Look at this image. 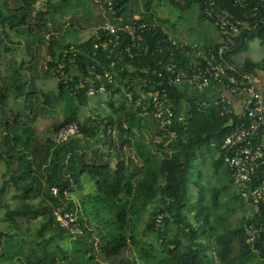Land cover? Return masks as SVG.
<instances>
[{
    "label": "trees",
    "instance_id": "trees-1",
    "mask_svg": "<svg viewBox=\"0 0 264 264\" xmlns=\"http://www.w3.org/2000/svg\"><path fill=\"white\" fill-rule=\"evenodd\" d=\"M35 1L0 0V24L3 28L0 44L6 39L13 42L11 32L23 30L25 33L20 37H23L30 55V65L21 63V67L31 74L42 69L53 77L52 71L44 67V50L53 55L56 51L74 48L78 50L75 60L81 69L91 63L92 53L97 50L92 29L104 21L102 15L95 18L84 0H46V11L34 13ZM94 1L97 2L89 0L92 4ZM108 1L115 9L114 16L108 17L111 22L133 19V16L123 15L127 0H104L100 3ZM207 1H213L215 9L228 13L233 20L248 21V9L234 5L232 0ZM191 3L198 5L199 18L204 20L201 13L203 1L185 0L182 7L188 8ZM79 17L83 22L76 21ZM139 17L164 25L161 18L152 17V14ZM66 20L69 24H64ZM84 23L90 26L86 27ZM50 32L49 44L46 45V34ZM163 37L166 38L155 30L150 31L145 38L150 44L149 49L157 47L158 40ZM255 37L264 46V27L257 33L242 32L236 38L229 57L234 61L233 56L247 50L249 41ZM20 42L23 41L15 40L17 45L14 47L20 46ZM199 44L207 48L218 42ZM4 47L5 51L10 49L8 45ZM190 57L192 53L187 50H177L172 55L156 54V58L171 60L178 65H185ZM8 66L4 67L7 75L0 77V111L4 112L11 90L25 99L24 105L32 114L29 122L19 121V108L11 122L4 117L5 114H0L5 126L2 142L6 150L0 201L1 196L8 192L12 201V205L2 201L0 206L4 204L5 219L10 228L20 229L26 224V238L30 245L19 248L21 255L27 258L25 264H247L248 259L254 256L263 264L264 247L260 254H256L245 239L243 227L247 214L233 223L231 215L238 206L232 204L226 206L225 211L220 210L219 194L227 191L229 184L233 187L230 172L223 165L220 153L214 167L217 172L221 165L225 167L226 180L211 191V203L207 205L204 202V194L199 195L198 201H193L189 189V183L194 179L192 161L198 149L212 142L219 148L233 129L231 123L240 119L233 118L231 111L224 112L221 104L198 111L195 100L183 108L179 90L174 87L168 90L174 106L173 121L160 128L151 114H142L126 105L123 99L114 98L113 94H122V90L114 83H107L105 99L110 107L107 112H94L79 120V106H85L89 99L83 90L71 94L62 84H56V95L51 98L35 88L30 74L20 83L17 69L9 74L12 69ZM241 67L253 74L256 70L264 72V57L258 62L246 58ZM125 74L127 71L121 77ZM64 92L74 98L75 105L66 109L64 119L52 124L53 136L39 140L31 124L44 111L45 104L61 100ZM39 93L46 98L43 100L45 103L37 101ZM65 104L64 101L66 108ZM181 116L183 119L179 120ZM72 121L78 124L83 136L57 142L55 134L59 127ZM155 134L162 136V142H154ZM82 174H88L94 180V189L85 195L79 192ZM262 174L264 167L261 166L255 169L252 179L256 180ZM53 186L58 189L56 195L51 194ZM233 191L232 195L226 192L229 200L239 199L241 206L245 205L234 187ZM77 197H80L79 206L75 202ZM92 200L99 205L92 208ZM63 203V210L75 213L83 234H72L56 224L53 209ZM146 212L149 213L148 218L143 219ZM91 214L93 221L101 224L100 228L93 225L92 229L86 224L91 225L87 217ZM158 215L162 219L160 227L156 228ZM141 222L143 225L139 226ZM95 231L102 241L98 250L94 247ZM11 235L0 231V246L2 238L8 243ZM126 251L129 255H125ZM1 255L0 249V258Z\"/></svg>",
    "mask_w": 264,
    "mask_h": 264
},
{
    "label": "built area",
    "instance_id": "built-area-1",
    "mask_svg": "<svg viewBox=\"0 0 264 264\" xmlns=\"http://www.w3.org/2000/svg\"><path fill=\"white\" fill-rule=\"evenodd\" d=\"M202 1L203 19L211 22L220 36L216 45L204 48L196 42H179L158 21H145L136 15L128 22H121L120 18L119 22H111L108 17L114 16L113 4L111 1L103 4L97 0L104 21L92 29L94 48L97 50L92 53L91 63L81 69L75 60L78 50L74 48L56 51L53 55L44 50V67L52 71L55 83L62 84L71 94L83 90L88 98L97 95L105 97L108 95L107 83L118 85L122 94L114 93L113 97L123 99L126 105L142 114H151L160 128L167 127L173 121L174 106L168 90L181 83L196 90L220 85L232 94H243V114L238 121L231 123L233 129L219 145V153L223 165L230 172L237 195L248 208L243 227L247 245L254 253L260 254L264 247V174L256 180L252 176L255 169L264 167V145L261 140L264 134V97L253 72L234 62L229 53L242 32L257 33L264 27V0H232L234 5L248 9V21L245 22L233 20L228 13L215 9L213 1ZM46 7V0H36L34 13L46 11ZM153 30L166 38L158 40L157 47L150 50L145 38ZM50 34H46V45L49 44ZM177 50L192 53L185 65L156 58L158 53L172 55ZM124 71L127 74L121 77ZM226 102V98L220 96L211 100H195V106L198 111H204L211 105L221 104L222 110L229 113ZM75 136L82 137L83 134L78 124L72 121L59 127L55 140L62 142ZM153 140L160 143L162 136L155 134ZM50 191L52 195L58 193L56 186L51 187ZM64 207L63 203L53 209L56 224L72 234L77 233L79 225L76 215L63 210ZM161 219V215L156 217V228L160 227ZM261 259L264 264V256Z\"/></svg>",
    "mask_w": 264,
    "mask_h": 264
},
{
    "label": "rangeland",
    "instance_id": "rangeland-1",
    "mask_svg": "<svg viewBox=\"0 0 264 264\" xmlns=\"http://www.w3.org/2000/svg\"><path fill=\"white\" fill-rule=\"evenodd\" d=\"M104 1V0H101ZM83 3H85L88 7L90 8V11L95 18H99L101 14V8H100V3L94 1V4L90 3L89 0H84ZM185 3V0H127L126 3V11L123 14L126 17L130 16H145L148 14H152V17H158L161 18L164 22V26L168 33L176 40L180 42H200L207 34V31L213 32L215 30L213 24L210 22H207L205 20H201L199 18V8L196 3H191L188 8H183L182 5ZM74 10V9H72ZM90 12V13H91ZM83 15V13H81ZM76 21L83 22L82 18H77ZM64 24H69V20H66ZM86 27L88 24L84 23ZM90 26V25H89ZM88 26V27H89ZM18 32H14L11 34V37L13 38V42H7V43H2L0 44V70L2 67L8 66L10 69L9 74L15 73L16 70L19 73L18 76V81L20 83H23L27 78V75H31L29 78L32 79L35 83V88L40 89L43 93L47 94L49 97L53 98V95H56V86H53V78L52 76L46 77V81H40L35 79L33 75L36 76V74L31 72L25 71L23 67H21V63H30V58H28L30 55L26 50V46L24 44V39L23 37H20V35L24 34L25 32L23 30ZM19 39L20 41V46H16L17 44L15 43V40ZM66 39L70 40L71 37H66ZM10 46L9 50H4L5 45ZM14 47V48H13ZM22 57L25 62H22ZM246 57L251 58L253 61H260L264 57V46L259 44V39L257 37L253 38L251 41L248 43L247 50L241 51L236 54V60L240 61ZM7 75V73H6ZM28 82H30L28 80ZM12 93L14 91H11ZM36 95V94H35ZM38 98L37 101L44 102L46 98L39 93L37 96ZM33 96V100L36 98ZM19 101L21 102V105H15L13 102L10 100H7V106L6 108L9 109L11 108V105L16 108V110H19L21 112L20 119L22 121H27L29 122V117H31V112L27 107L24 105L25 99L23 97L19 98ZM64 101L66 102V108L64 107ZM36 102V99H35ZM45 103V102H44ZM75 101L72 96H70L67 92H64L62 94V99L60 100H55L54 102H51L50 104H45V109L44 111L38 115V117L33 121L31 124L34 133L36 137L39 140H44L46 137L53 136V131L51 129L52 124L61 121L65 117V113L67 112L66 109H68L70 106H74ZM94 107L92 112H102L106 113L107 108L109 109V105L105 99V97H101L100 95H97L96 97L89 98L87 103L84 105H80L77 116L79 120H82L83 118L87 117L90 115L89 112L90 108ZM96 110V111H95ZM5 117L11 121H13L14 117V112L13 114H10V111H4ZM4 125V122H2ZM201 163H199V159H196L192 161V168H193V174L197 172V167ZM209 165V164H208ZM207 168V166H204ZM202 168V167H201ZM199 170V167H198ZM209 179V178H208ZM2 181L1 173H0V184ZM209 181L212 183L214 180ZM80 182L82 185V188L80 189V193L84 191L83 195L86 193H90L94 189V180L88 175V174H82L80 177ZM193 184L189 183V189L192 192V197H193V190L194 188L192 187ZM79 196V195H76ZM10 203L12 205L11 201V194L8 192V194H4L1 196V201L0 203ZM91 207L95 208L99 204H96L93 200L91 201ZM80 211V210H78ZM5 214H6V209L4 207V204L0 206V231L3 232H9L13 235L8 241L6 242L5 239L2 238L1 240V252H2V257L0 258V264H25L27 262V258L21 255V251L19 248L26 247L30 245V242L27 240V233H26V224H23L20 226V229H14L10 228L8 226L7 220L5 219ZM149 213L146 212L143 214V219L148 218ZM93 214L87 216L89 217L88 221L91 225L86 223L89 228L93 229V225L97 227H101V224H99L97 221H93L92 219ZM233 223H235L234 220H232ZM232 223V224H233ZM29 225V224H28ZM31 226H33L30 223ZM143 222L140 223L139 226H142ZM35 226L32 229V233L35 232ZM106 230V229H104ZM96 232V231H95ZM96 237L94 236V247L96 250H98L99 245L102 243L101 239H99V235L96 232ZM79 235H81L82 231L79 230L77 232ZM83 234V233H82ZM32 235V234H31ZM77 236V235H76ZM106 236H109L107 233ZM24 240H27L28 242H25ZM52 244V243H51ZM21 245V246H18ZM71 246L69 245V248ZM18 250V251H17ZM125 255H129V252L126 251ZM247 264H262L261 260H259L257 257H250L247 261Z\"/></svg>",
    "mask_w": 264,
    "mask_h": 264
},
{
    "label": "crops",
    "instance_id": "crops-1",
    "mask_svg": "<svg viewBox=\"0 0 264 264\" xmlns=\"http://www.w3.org/2000/svg\"><path fill=\"white\" fill-rule=\"evenodd\" d=\"M12 33H14V32H11V34ZM17 40L18 39H16V41ZM219 40H220V36H219V34L215 28V30L213 32L207 31V34H205V36H203L202 40L199 43L216 44L217 42H219ZM4 42L7 43L9 41H8V39H6ZM259 44H260V42H259ZM246 58L252 60L249 57H246ZM246 58H244V59H246ZM233 59L239 65H241V63L244 60V59H242L240 61H237L236 60V54L233 56ZM22 62H25L23 57H22ZM253 62H256V61H253ZM28 65H30V64L28 63ZM5 75H6V69L4 67H2V69L0 70V77L3 78ZM48 76H50V74L45 73L42 69H38L36 72L35 79L40 80V81L41 80L46 81L47 80L46 77H48ZM254 76L256 77V80H257L256 81L257 86L262 91V94L264 97V72H262L260 70H256V73L254 74ZM51 78H53V77H51ZM52 83H53V86H56L54 79H53ZM177 89L179 90V93L181 95V106L183 108H186L194 100H200V99L211 100V99L218 98L220 96H224L227 100V104H228L229 110L231 111V115L233 116V118L235 117L238 120L239 118H241V116L243 114V108H242L243 94H241V93L232 94L227 89H225L223 86L209 85V86H206L205 88H203L201 90H196L186 83H181L177 87ZM17 97L21 98L20 95L17 96L14 92L12 93L11 90L9 91L8 100L11 99V101L15 105H18V104L21 105V102L17 101ZM101 97H103V96H101ZM93 108L94 107L90 108V111H91V112H89L90 114L94 113V111L92 112V110H94ZM8 110H10V114H13V111H14V115L16 114V108L12 107V105H11V108H9V109L4 107L3 111H8ZM0 114L3 115L4 113L2 111H0ZM1 115H0V173H1V177H2V173L5 170L4 164L6 162V150H4L5 144H4V142H2V138L4 137V132H5V130H4L5 126L2 123L3 120H2ZM19 121H21V119H19ZM231 122H229V125ZM261 140H262V143L264 145V134L262 135ZM8 152L10 154L12 153L10 151H8ZM129 154H130V152H128V155ZM218 157H219V148L215 147V144L213 142L211 144L203 145L202 147H200L198 149L196 157L194 160L199 159V163L202 164L201 165L202 168L199 165L198 166L199 170L197 167V172L195 174H193L194 171L192 168V171H193L192 177L194 179L190 183L193 184L192 187L194 188L193 197H192L193 201H198L199 195L204 194V198H205L204 202L207 205H209L211 203V194H212L211 191L215 187H219L220 185H222V183L226 180V174L227 173H226L225 167L223 165H221V168L218 171V172H220V174H218V172L216 171V168L214 167V161ZM15 159L16 158H14V160ZM205 165L207 166V168L204 167ZM208 178L210 180L212 179L214 181L211 183ZM194 180H196V182ZM229 185L230 186L227 189V191L220 193L218 198H217L218 201L222 204L220 210L225 211L226 206L230 207V206H232V204H235L238 206V208L231 215V221L232 220L235 221L236 219H240V218H245L246 214H247L246 206L244 204L241 206V201L239 199H237L235 201H230L228 198V195L226 194V192H227V193H229V195H232V193L234 192L232 185L231 184H229ZM81 193H85V192L82 191ZM79 198L80 197H77L75 199V202L78 204V206L80 205V199Z\"/></svg>",
    "mask_w": 264,
    "mask_h": 264
}]
</instances>
